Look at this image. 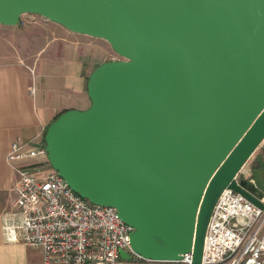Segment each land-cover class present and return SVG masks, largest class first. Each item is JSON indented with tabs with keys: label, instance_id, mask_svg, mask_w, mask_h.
<instances>
[{
	"label": "water",
	"instance_id": "1",
	"mask_svg": "<svg viewBox=\"0 0 264 264\" xmlns=\"http://www.w3.org/2000/svg\"><path fill=\"white\" fill-rule=\"evenodd\" d=\"M35 14L107 40L91 104L47 127L53 168L133 226L134 250L201 264L212 209L264 140V0H0V23ZM124 257L128 254L122 251Z\"/></svg>",
	"mask_w": 264,
	"mask_h": 264
},
{
	"label": "built area",
	"instance_id": "2",
	"mask_svg": "<svg viewBox=\"0 0 264 264\" xmlns=\"http://www.w3.org/2000/svg\"><path fill=\"white\" fill-rule=\"evenodd\" d=\"M120 58L115 54L113 59ZM6 162L15 180L13 208L3 215L4 236L40 246L42 264H194L193 251L175 260L136 252L130 239L133 226L116 208L95 204L74 191L51 165L44 139L17 137ZM242 178L255 184L241 170L235 179ZM258 199L262 206L233 188L221 192L207 225L201 264H264V190Z\"/></svg>",
	"mask_w": 264,
	"mask_h": 264
},
{
	"label": "crops",
	"instance_id": "3",
	"mask_svg": "<svg viewBox=\"0 0 264 264\" xmlns=\"http://www.w3.org/2000/svg\"><path fill=\"white\" fill-rule=\"evenodd\" d=\"M23 16L17 25L0 23V264H42L40 246L8 241L3 233L14 199L15 173L6 162L12 141H41L60 113L88 108L90 74L116 54L103 38Z\"/></svg>",
	"mask_w": 264,
	"mask_h": 264
},
{
	"label": "rangeland",
	"instance_id": "4",
	"mask_svg": "<svg viewBox=\"0 0 264 264\" xmlns=\"http://www.w3.org/2000/svg\"><path fill=\"white\" fill-rule=\"evenodd\" d=\"M242 172L250 175L255 184L257 183L260 187L264 188V140L246 162L242 168Z\"/></svg>",
	"mask_w": 264,
	"mask_h": 264
},
{
	"label": "trees",
	"instance_id": "5",
	"mask_svg": "<svg viewBox=\"0 0 264 264\" xmlns=\"http://www.w3.org/2000/svg\"><path fill=\"white\" fill-rule=\"evenodd\" d=\"M256 184H257V183H256ZM257 186H258L261 190H264V188L260 187L258 184H257Z\"/></svg>",
	"mask_w": 264,
	"mask_h": 264
}]
</instances>
